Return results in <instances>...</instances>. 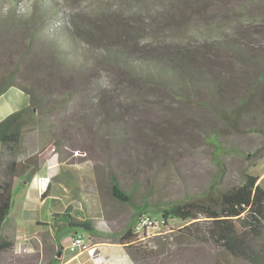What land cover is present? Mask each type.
Returning a JSON list of instances; mask_svg holds the SVG:
<instances>
[{
	"label": "rangeland",
	"instance_id": "rangeland-1",
	"mask_svg": "<svg viewBox=\"0 0 264 264\" xmlns=\"http://www.w3.org/2000/svg\"><path fill=\"white\" fill-rule=\"evenodd\" d=\"M44 2L45 6L41 2L40 5L45 10L54 6L49 17L41 18V11L32 14L36 0H17L14 5L17 16L42 19L41 23L34 21L35 26H40L37 30L40 36L65 27L76 45L92 48L94 52L104 53L105 46H128L133 50L126 42H135L141 54H169L179 48L178 43L192 37L194 23L185 17L184 11L188 8L185 0H42ZM2 5L5 10L6 3ZM12 19L0 22L5 25L0 26V78L13 71L14 53L26 51V59L19 66L21 70L36 71L38 78L49 82L45 77L48 70L57 69L45 62L43 46L39 43L42 39L39 37L34 44L35 50L27 48L32 25L21 26ZM59 40L64 42L62 37ZM67 48L66 45L65 50ZM33 51L38 55L34 57ZM67 51L74 58H84L76 49ZM91 66L93 69L86 76L78 75V81L85 87L84 93L73 96L63 93L65 102L48 105L51 107L48 112L36 114V121L22 129L15 155L0 146V179L9 178L8 165L12 159L13 169L18 172L13 178L12 206L0 231L13 240V247L0 254V264H45L53 257L58 258V251L63 257L72 254L68 249L72 233L60 236L59 248L55 228L82 219H87L97 230H79L78 233L94 255L105 258V264H251L200 240L179 220L161 221L159 214L152 216L156 220L154 226L140 227L127 245L100 231L110 234L126 229L133 211L132 206L111 195L110 172L125 192L132 190L135 203L142 202L144 197L148 202L163 203L200 195L208 190L218 173L216 158L223 165L218 192L240 183L245 174L258 175L264 188V120L262 124H236L233 131H225L218 144L223 148H240L243 153L217 157L216 147L205 142L202 134L206 127H227L226 124H203L207 112L194 107L187 108L188 124H172V100L161 96L170 103L171 108H168L149 92L144 103L137 93L124 90L126 81L109 71V66H96L93 62ZM81 70L82 67L78 68V72ZM15 74V80L30 82L31 75L22 71ZM64 78L63 74L56 75L50 83L54 82L62 92L64 82L68 81ZM42 84L47 85L44 81ZM58 93L54 96L60 98ZM251 96L254 98L252 102L248 100V106L260 102L259 96ZM91 100L102 108L113 103L112 107L122 117L129 116L137 124L150 125L153 127L150 130H156L157 134L135 131V138L132 136L126 142L113 140L116 145L112 147L113 138L100 131L101 124L86 115L85 109ZM26 101L19 89L9 87L0 95L1 119L25 106ZM131 101L134 106L128 107L126 103ZM106 113L108 117L113 114ZM26 161L35 163L38 169L30 180L38 173L47 176L40 178L44 183L48 179L47 195L43 199L32 191L34 188L31 187V191L27 188L28 181L24 182L31 166L20 173L19 164ZM80 252L88 254L86 249ZM58 262L61 263L60 258ZM77 262L73 260L70 264Z\"/></svg>",
	"mask_w": 264,
	"mask_h": 264
},
{
	"label": "trees",
	"instance_id": "trees-1",
	"mask_svg": "<svg viewBox=\"0 0 264 264\" xmlns=\"http://www.w3.org/2000/svg\"><path fill=\"white\" fill-rule=\"evenodd\" d=\"M188 8L184 11L185 17L193 20L192 37L182 43H178V49L169 54L151 53L141 54L135 42H126L133 50L127 47L110 48L105 46V52H94L92 48L79 47L72 40L65 27L49 32L50 35L37 33L38 21L25 16H17L15 3L17 0H0V22L4 19L17 21V24L32 25L28 40V47L35 50V43L39 37L42 43L45 62L54 65V70H45L42 80L35 71L30 73L19 67L25 61L26 51L14 53V68L7 76L0 78V95L9 87L14 86L21 90L28 98V104L18 110L7 114L0 120V146L11 155L16 154V148L20 142L22 129L36 121V114L48 112L55 104L66 101L67 96L84 93L85 87L78 81V75L86 76L94 65H107L109 71L122 77L126 83V92H135L138 97L147 102V93L155 95L168 108L170 103L164 101L161 96L172 100V124H188L187 108H201L206 113L203 124H226L224 126L206 127L202 139L215 146L217 157L222 154L243 153L240 148L230 146L223 148L219 139L225 136L224 132L233 131L236 124H262L264 120V0H185ZM46 2L36 0L33 13L41 11L43 17H49L50 11L42 8ZM3 3L6 9L3 10ZM53 5V4H52ZM28 19V20H27ZM31 21V22H30ZM159 24V23H158ZM0 26L5 25L0 23ZM41 29V28H40ZM127 35V34H126ZM64 42L60 41V38ZM131 37H126V39ZM133 40V39H132ZM133 44V45H132ZM66 45L72 51H80L84 58H74L65 50ZM22 53V54H21ZM35 56L38 53H32ZM10 55V53H7ZM34 60H32V65ZM81 66H78V65ZM82 67L81 72L78 68ZM85 68V69H84ZM22 71L31 75L29 83L15 80L14 76ZM66 76L62 92L54 86L52 80L56 75ZM33 77V78H32ZM81 77V76H80ZM29 78V76H27ZM36 79L39 84L33 83ZM44 81L47 85L42 84ZM41 85V86H39ZM43 85V86H42ZM59 92V93H58ZM54 93L60 94V98ZM251 95L259 96L260 102L255 106ZM49 99V103H48ZM153 103V102H152ZM129 107L134 102L126 103ZM257 105V106H256ZM95 104L92 100L85 109L86 115L92 117L96 124H101L100 131H104L113 139L110 143L115 147L114 141L126 142L134 132L157 134L152 132L150 125L137 124L129 116H121L112 107ZM113 113L108 117L105 112ZM103 112V113H102ZM127 112L124 111V114ZM183 113L181 117L179 114ZM200 116L202 114L198 111ZM100 115V116H97ZM97 116V117H96ZM157 116V115H156ZM96 117V118H95ZM208 117V120H207ZM175 118H178L177 120ZM137 121V120H136ZM190 124L195 122L190 121ZM98 131V128H96ZM143 135V134H140ZM160 136V135H159ZM162 137V136H161ZM114 140V141H113ZM218 173L207 191L200 195L181 199L170 200L163 203L146 201L135 203L132 198V190L125 192L119 181L110 172L111 195L120 201L132 206V214L126 229L120 232H104L102 235L112 236L119 243L127 245L135 238V226L141 217H152L159 214L161 221L176 219L183 224L188 232H192L202 241L211 243L221 248L226 253L242 259L251 264H264V188L260 185L258 175L245 174L240 183L218 192V184L223 177V165L216 158ZM15 165L12 159L8 165L9 178L0 179V231L12 206L13 178L18 175L13 169ZM20 165V173H24L28 166V179L36 173L35 163L26 161ZM43 191L40 198L46 197ZM217 191V192H216ZM55 200V198H53ZM57 201V200H55ZM79 230L96 232L87 219L69 222L66 226L55 228V237L60 248L59 238L64 233H75ZM98 232V231H97ZM13 247V240L0 232V254ZM56 255H60V251ZM58 258L53 257L45 264H58Z\"/></svg>",
	"mask_w": 264,
	"mask_h": 264
},
{
	"label": "built area",
	"instance_id": "built-area-1",
	"mask_svg": "<svg viewBox=\"0 0 264 264\" xmlns=\"http://www.w3.org/2000/svg\"><path fill=\"white\" fill-rule=\"evenodd\" d=\"M156 220L152 217H141L138 223L135 226V231H137L140 227H150L154 226ZM68 249L73 254H78L83 249H86L93 264H105V258L101 255H94L93 249L89 248L87 243L85 242L82 234L75 232L70 235V243L68 245Z\"/></svg>",
	"mask_w": 264,
	"mask_h": 264
},
{
	"label": "crops",
	"instance_id": "crops-1",
	"mask_svg": "<svg viewBox=\"0 0 264 264\" xmlns=\"http://www.w3.org/2000/svg\"><path fill=\"white\" fill-rule=\"evenodd\" d=\"M11 87H14V86H11ZM18 89V88H17ZM21 91V90H20ZM22 92V91H21ZM23 93V92H22ZM24 94V93H23ZM25 95V94H24ZM27 101L25 103V106L28 104V98L27 96L25 95ZM23 106V107H25ZM20 109V108H19ZM18 110V109H16ZM15 111V110H14ZM13 112V111H12ZM11 113V112H10ZM0 120H1V117H0ZM35 178H37V185L35 184ZM40 178H47L46 174L45 173H42V174H36L30 181H28V184L27 185V188L30 190V188H34L32 191L40 197L41 193L43 191H45V188L47 187V182H48V179L47 181L44 183V181H42V179ZM40 179V180H39ZM44 180V179H43ZM46 180V179H45ZM31 191V190H30ZM62 204L60 203V206ZM88 254H86L85 252H80L78 254H70L68 256H65L63 257L61 254L59 255L58 258H60L61 260V263L60 264H70L73 260H78L77 264H92L91 260H90V257L87 256Z\"/></svg>",
	"mask_w": 264,
	"mask_h": 264
}]
</instances>
